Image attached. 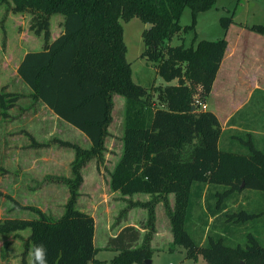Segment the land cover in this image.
I'll return each instance as SVG.
<instances>
[{
	"label": "trees",
	"instance_id": "trees-1",
	"mask_svg": "<svg viewBox=\"0 0 264 264\" xmlns=\"http://www.w3.org/2000/svg\"><path fill=\"white\" fill-rule=\"evenodd\" d=\"M9 0H0L6 2ZM217 0H11L13 13L32 15L31 28L46 29L53 15L64 17L63 31L53 41L44 39L42 49L27 52L17 67L21 81L29 87L33 103L45 105L90 141L84 149L71 141L53 138L37 142L27 133L29 148L57 145L74 152L72 176L56 178L67 185L69 197L59 218H52L39 208L14 207L35 214L33 219L0 220V235L22 238L21 263L28 264L34 243H44L48 264H95L99 251L94 245L95 221L76 208L83 183V168L91 161H105L106 138L111 135L114 96L124 99L122 154L110 173V188L118 191L127 204L116 219L125 221L134 208L145 210L139 227L125 226L109 237L104 250L116 255L112 264H145L151 259V242L156 233L158 197L169 219L174 244L185 250V258L206 264H264V246L247 233L244 245L236 244L241 227L256 223L264 212L249 213L241 205L230 209L245 190L264 196V150L246 132L232 143L222 142V128L217 116L209 110H193L194 89L200 87L205 103L227 48L225 38L200 40L189 47L171 46L181 32L193 30L197 16L212 9ZM191 11L192 23L182 28L181 16ZM138 18L149 28L142 33L141 57L152 63L166 83L164 87L142 86L132 79L127 61L121 21ZM221 26L228 31L233 14L222 17ZM251 31L264 35V27L254 25ZM154 92H158L154 97ZM21 95L0 89V121L9 118ZM231 118L228 123H233ZM244 148L240 146L241 143ZM135 194H146V201L132 200ZM175 198L171 211L168 196ZM4 194L0 190V197ZM198 218L206 229L205 241L196 242L187 224L201 205ZM121 219V220H120ZM211 220V222H209ZM144 233V234H142ZM232 242V243H231Z\"/></svg>",
	"mask_w": 264,
	"mask_h": 264
},
{
	"label": "rangeland",
	"instance_id": "rangeland-1",
	"mask_svg": "<svg viewBox=\"0 0 264 264\" xmlns=\"http://www.w3.org/2000/svg\"><path fill=\"white\" fill-rule=\"evenodd\" d=\"M11 5V0L0 2V89L19 94L21 98L17 106L9 111L10 117L0 121V190L4 194L0 197V220L36 217L30 211L14 207V202L10 201L8 196L22 206L36 207L52 218H59L68 200L69 190L67 185L56 181V178L72 176L71 162L74 152L57 145L40 149L29 148L30 140L27 133L40 143L51 142L53 138L71 141L82 148L86 147V143L79 131L73 127L66 129L48 109L39 103L32 102L26 95L25 84L18 77L17 66L25 51L33 49V51H39L41 49L38 48L46 37L53 40L61 34L64 17L59 14L53 15L46 29L36 32L31 28L32 15L27 12L13 13ZM231 14H233V23L225 32L220 20ZM179 23L182 28L191 25L189 8L184 10ZM121 24L127 47L126 58L131 63L133 81L142 86L154 85L155 87L173 84L174 82L166 83L157 75L152 63L141 57L142 33L149 28V25L138 18H133L129 22L121 21ZM254 25L264 27V0H217L212 9L198 14L193 30L181 32L170 41L171 46L189 47L194 39L195 43L200 40L214 41L221 38L227 40L222 68L223 71H229L232 78L223 82L225 85L222 82L217 84L216 94L211 96L210 102H214L220 95L223 98L228 96L245 102L249 93L247 88H252L250 80L252 83L264 80V35L249 29ZM233 54L235 58L232 61L230 57ZM246 75H251V79L243 78ZM242 83L247 84L248 87L245 89ZM154 93L156 98L158 92ZM200 94V87H196L193 102L201 101ZM251 99L250 105L244 112H251L247 114L254 120L251 125L252 130L255 131L256 147L264 150V92H256ZM123 106L124 99L121 96H115L112 123L109 126L112 137L105 141L112 151L109 150L105 155L103 164L97 165L93 160L83 168L84 184L82 183L79 188L80 197L76 205L78 210L94 216L95 243L99 248L105 245L106 237L110 234L106 227L108 224L113 233L120 228H114L116 219L127 205L122 200L120 192L112 194L113 191L109 185L110 173L118 162L121 150L118 137L123 130ZM253 111H258L260 114L255 117L252 114ZM245 133H240L243 142L248 140ZM228 134L227 131L223 133L222 142L228 140ZM240 146L245 147L242 143ZM149 198L150 196L146 194L132 196V200L139 201H146ZM158 198V219L153 244L151 243L153 250L151 264H206L201 257L197 261L186 259L185 250L174 244L169 219L162 202L163 197ZM167 198L171 211L174 212L175 198L173 195ZM238 205L243 206L242 208L249 213L264 212V196L253 190H245L239 195L235 204H230V209L233 210ZM203 206L205 203L201 201V205L193 212L192 221L187 224L191 237L197 243H203L206 235V229H203L202 222L198 220L203 214ZM129 212L126 223H136L139 227L140 221L144 218L141 212L145 210L134 208ZM239 232V237L236 238V242H233L234 245L237 243L244 245L245 235L251 233L264 246V215L256 223L241 227ZM29 233V230H25L20 233L21 236L19 234L0 235V264H22L23 242L21 239ZM113 255L114 253L109 250H99L96 258L101 260V263L95 264H111L110 259ZM27 262L31 263V255L27 257Z\"/></svg>",
	"mask_w": 264,
	"mask_h": 264
},
{
	"label": "crops",
	"instance_id": "crops-1",
	"mask_svg": "<svg viewBox=\"0 0 264 264\" xmlns=\"http://www.w3.org/2000/svg\"><path fill=\"white\" fill-rule=\"evenodd\" d=\"M61 31H63V30H61ZM60 33H62V32H60ZM61 35V34H60ZM57 38V37H56ZM55 38V39H56ZM54 40V39H53ZM53 40H50V41H53ZM44 42V41H43ZM41 47H39L38 49H42V46H43V44H41L40 45ZM34 50V49H33ZM33 50H31V51H33ZM27 52H29V51H25L24 52V54H23V56L27 53ZM23 56H22V58H23ZM225 57V56H224ZM21 58V59H22ZM234 58H235V55L233 54L231 57H230V59L233 61L234 60ZM224 59V58H223ZM21 61V60H20ZM223 60H222V63H221V65H220V68H219V70H218V73H217V75H216V78H215V81H214V83H213V86H212V90H211V92H210V94L208 95V97H207V99H206V101H205V107L204 108H198L199 110H209V111H211V112H213L216 116H217V118H218V120H219V122H220V125H221V128H222V134L223 133H225V131H227L229 134H228V137H227V141L226 142H223L224 144H226V145H228V144H230V143H232V141H233V136L235 135V134H240V133H242V132H251V134H253L254 135V133H255V131H253L252 130V123H253V119H252V116H250L249 114H247V113H251V112H244L245 111V109H246V107L248 106V105H250V102L252 101V97H253V95L256 93V92H264V80H259L260 82L258 83V82H254V83H252V81L250 80V82H251V89H249V87H248V85L247 84H243L242 83V86H244V88L246 89L247 87V90H248V99H246V101L245 102H243L244 100H242V99H238V98H229L228 96L227 97H221V95L220 96H217L216 98H215V101L214 102H210V98H211V96L212 95H214V94H216L215 92H216V86H217V84L218 83H223V82H226V81H228V80H230L231 78H232V75H230L229 73V71H227L226 72V70L225 71H223ZM18 67V66H17ZM19 77V76H18ZM243 78H245V79H251V75H246L245 77H243ZM242 78V79H243ZM20 79V78H19ZM21 81V80H20ZM174 83H175V81H173ZM173 83V84H174ZM246 83H247V81H246ZM24 84V83H23ZM223 85H225L224 83H223ZM249 85V86H250ZM25 87H26V95L27 96H29L30 95V93H31V91H30V89H29V87L28 86H26V84H25ZM246 90V91H247ZM115 97V96H114ZM114 97H113V101H114ZM238 102V103H237ZM38 104V103H37ZM39 105H41V106H43V107H45L46 109H48L45 105H42L41 103H39ZM211 106H212V109H211ZM230 108H233V109H231L230 110ZM49 110V109H48ZM50 111V110H49ZM51 112V111H50ZM52 113V112H51ZM255 117H257L260 113L258 112V111H253V113H252ZM237 117H239L238 119H236ZM55 118L56 119H59L58 117H56L55 116ZM231 118H234V122L233 123H228L229 122V120L231 119ZM59 121H61V124L66 128V129H68V128H72V126H70L69 124H67L66 122H64V121H62V120H60L59 119ZM74 129V128H73ZM76 130V129H75ZM78 131V130H77ZM111 133V132H110ZM122 134H123V130H122V132H121V134H120V136L118 137V140H119V142H120V146H121V150H120V154H119V156H118V161H119V159H120V157H121V154H122V151H123V148H122V141H121V138H122ZM82 136H83V139H84V141H85V143H86V147L84 148V149H88L89 147H90V141L88 140V138L86 137V136H84L83 134H82ZM112 137V134L110 135V137H107L106 138V140L107 139H110ZM107 142H105V146H106V148H107V151H106V153H105V155L108 153V151L109 150H111L112 151V148L110 147H108L107 146V144H106ZM88 144V145H87ZM107 159V158H106ZM100 167V166H99ZM83 184H84V181H83ZM114 193H119L118 191L117 192H112V194H114ZM121 195V194H120ZM121 198H122V200H123V198H128V197H123L122 195H121ZM64 210V209H63ZM142 211H143V209H142ZM63 212V211H62ZM83 212H85V211H83ZM129 213L130 212H128V215H129ZM144 213V214H143ZM88 214H90V213H88ZM62 215V214H61ZM92 217H93V219H94V216L92 215V214H90ZM128 215H127V217H128ZM141 215L144 217L142 220H144L145 219V217H146V214H145V212H141ZM156 218L158 219V208L156 207ZM127 220V219H126ZM126 220L125 221H121L117 226H115L114 228H118V227H120L117 231H115L114 233L113 232H111V228H109V224L106 226L107 227V230H109L110 231V234L106 237V241H105V245H102V247L101 248H99V247H97L96 246V243H95V241H96V220L94 219V221H95V234H94V245H95V247L96 248H98L99 250H104V248H105V246H106V243H107V240H108V238L109 237H114L118 232H119V230L121 229V228H123V227H125V226H134V227H138L137 225H136V223H133V224H128V223H126ZM141 220V221H142ZM156 227H157V220H156ZM153 241V240H152ZM152 243V242H151ZM153 244V243H152ZM99 252V251H98ZM111 252H113V251H111ZM114 253V255H113V257L116 255V253L115 252H113ZM98 254V253H97ZM96 257H97V255H96ZM95 257V258H96ZM113 257H111V259H110V263H111V260H112V258ZM96 260H98V263H101V260H99V259H97L96 258ZM105 262H107V261H105ZM31 264V263H30ZM112 264V263H111Z\"/></svg>",
	"mask_w": 264,
	"mask_h": 264
},
{
	"label": "clouds",
	"instance_id": "clouds-1",
	"mask_svg": "<svg viewBox=\"0 0 264 264\" xmlns=\"http://www.w3.org/2000/svg\"><path fill=\"white\" fill-rule=\"evenodd\" d=\"M31 264H48V250L44 243H34L31 251Z\"/></svg>",
	"mask_w": 264,
	"mask_h": 264
},
{
	"label": "built area",
	"instance_id": "built-area-1",
	"mask_svg": "<svg viewBox=\"0 0 264 264\" xmlns=\"http://www.w3.org/2000/svg\"><path fill=\"white\" fill-rule=\"evenodd\" d=\"M193 106H194V108L195 107L204 108L205 107V104L203 102H201V101H197V102H194L193 103Z\"/></svg>",
	"mask_w": 264,
	"mask_h": 264
},
{
	"label": "water",
	"instance_id": "water-1",
	"mask_svg": "<svg viewBox=\"0 0 264 264\" xmlns=\"http://www.w3.org/2000/svg\"><path fill=\"white\" fill-rule=\"evenodd\" d=\"M192 109H193V110L195 109V108H194V106H193V108H192ZM145 264H151V261H150V259H149V260H146V261H145Z\"/></svg>",
	"mask_w": 264,
	"mask_h": 264
}]
</instances>
